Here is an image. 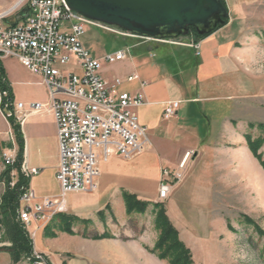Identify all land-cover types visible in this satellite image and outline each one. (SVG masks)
<instances>
[{"label": "crops", "instance_id": "obj_1", "mask_svg": "<svg viewBox=\"0 0 264 264\" xmlns=\"http://www.w3.org/2000/svg\"><path fill=\"white\" fill-rule=\"evenodd\" d=\"M179 37L174 39L182 44L127 38L125 46L94 56L102 61L100 73L108 83L113 85L120 79L119 91L144 95V104L135 111L139 122L148 128L151 146L130 159L112 147L99 151L98 190L67 194L68 209L60 212L62 217L78 219L73 234L59 232L51 237L35 225L30 231L38 241L34 248L44 253L50 264H166L150 252L155 237L147 228L130 239L128 222L132 215L127 212L125 194L149 204L165 202L181 238L191 247L198 238L203 248H209V238L214 240L213 231L219 222L210 213L213 185H225L228 171L247 175L248 183L257 185L256 160L247 150L212 145L218 132L232 125L226 118L236 101L253 95L256 89L242 23L230 18L199 40V50L189 45L196 39L194 34ZM118 51H125V59L105 61L106 55ZM37 76L48 102V88ZM11 87L14 102H21ZM170 101H179L180 107L165 119V106ZM21 125L23 163L38 168L37 174L28 177L27 186L35 192L36 201L59 196L58 130L51 109L30 113ZM187 152L191 156L182 170L183 178L175 182L172 175L180 171L179 164ZM236 167L238 172L234 173ZM164 168L171 173L167 178L171 191L160 199ZM94 235L105 236L98 239Z\"/></svg>", "mask_w": 264, "mask_h": 264}, {"label": "built area", "instance_id": "obj_2", "mask_svg": "<svg viewBox=\"0 0 264 264\" xmlns=\"http://www.w3.org/2000/svg\"><path fill=\"white\" fill-rule=\"evenodd\" d=\"M93 24L117 32L124 37H143L105 23L91 20L73 10L65 0H28L22 18L13 25L0 29V54L15 56L31 73L42 77L48 88L49 101L26 105L17 102L18 117L22 124L30 113L49 107L57 123L59 141V168L57 179L61 192L56 197L36 201L35 192L24 187L18 209L19 219L29 226L46 225V220L67 211L66 195L72 192L98 190L99 151L113 148L120 156L130 159L151 146L148 128L139 122L136 107L144 104L142 94L119 91L121 83L112 85L101 76L102 61L94 57L84 45L82 36L85 24ZM167 43L182 44L174 38H150ZM199 50V41L189 42ZM126 57L125 51L105 56V61L115 63ZM73 64L69 69L61 67ZM130 77L129 79H131ZM1 95V92H0ZM7 103L6 106H12ZM179 101L166 104L164 118L174 116ZM11 115V114H10ZM191 152H187L174 173L175 182L183 178ZM16 157L8 156L6 164L13 165ZM21 173L30 177L38 168L21 164ZM171 175L162 169L159 197L167 198ZM36 264H50L44 253L34 249Z\"/></svg>", "mask_w": 264, "mask_h": 264}, {"label": "rangeland", "instance_id": "obj_3", "mask_svg": "<svg viewBox=\"0 0 264 264\" xmlns=\"http://www.w3.org/2000/svg\"><path fill=\"white\" fill-rule=\"evenodd\" d=\"M226 2L229 11L228 20L233 18L236 22L242 23V38L245 40L244 45L250 51L249 70L253 74L256 89L253 95L236 101L234 110L226 118V121L232 122V125L230 124L228 130L222 128L212 145L234 151L247 150L256 160L257 185L249 184L247 175L231 174L232 171L225 173V185H213L210 213L218 217L219 222L213 231L216 236L214 240L209 238L210 247L206 249V246L202 247V242L200 243L198 238L193 239V247L189 246L171 221L165 202L158 203L164 206L180 241L189 249L190 264H264V0H226ZM27 4L28 0H0V29L18 22L25 14ZM127 38L133 37H124L117 32L89 23L85 24V33L82 36L85 46L93 56L125 46ZM183 39L178 40L183 41ZM2 60L8 79L21 102L27 106L32 103L47 102L46 92L39 83L37 75L31 73L15 56H5ZM73 66L70 64L61 68L69 69ZM1 98L0 95V102ZM44 109L45 107L42 110ZM19 116L16 102H13L12 109L11 106H6V110L0 107V178L8 165L7 157L17 155L16 134L9 120L10 117H15L19 122ZM236 169L234 173L238 172L237 167ZM10 177L11 185H14L19 177L18 171L13 170ZM0 180L1 202L6 190V180ZM146 203L147 206L143 207V211L130 213L132 215L128 222L130 239L140 235L142 228H147V233H152L155 237V244L150 252L162 262L171 264L168 258H160L158 251L155 250L161 234V230L156 226L158 208L155 206L156 203L149 204L147 201ZM59 216V213L54 215L45 226H41L46 230L47 236L56 237L59 232H68L67 227L73 231L78 222L73 216ZM1 218L0 214V264H15L10 253L5 249L11 245V242L7 239L6 227ZM18 220H20L19 214ZM21 224L28 231L35 249L34 244L38 246V241L36 237L32 238L30 231L36 229V224L32 223L29 229L22 222ZM68 233L73 234L74 231ZM18 263L33 264L26 257Z\"/></svg>", "mask_w": 264, "mask_h": 264}, {"label": "water", "instance_id": "obj_4", "mask_svg": "<svg viewBox=\"0 0 264 264\" xmlns=\"http://www.w3.org/2000/svg\"><path fill=\"white\" fill-rule=\"evenodd\" d=\"M91 19L143 37L177 38L209 34L226 24L229 11L221 0H65Z\"/></svg>", "mask_w": 264, "mask_h": 264}, {"label": "trees", "instance_id": "obj_5", "mask_svg": "<svg viewBox=\"0 0 264 264\" xmlns=\"http://www.w3.org/2000/svg\"><path fill=\"white\" fill-rule=\"evenodd\" d=\"M221 1L228 9L226 0ZM227 22L228 18L226 19V23ZM219 27L220 26L217 28ZM191 33L195 35V40L197 41L201 40V38L207 35L198 33L195 28H192ZM0 92L2 97L0 107L1 109L6 110V104H13L14 97L11 83L8 79L3 64L2 54H0ZM9 121L16 134L18 151L15 163L13 165H7L6 170L2 173L0 178L2 180H6V190L0 202V214L2 215L1 221L6 227L7 239L11 242V245L5 249L10 253L13 263L16 264L24 257L32 259L34 249L33 241L29 236L28 231L23 227L20 220H18L20 197L24 187L28 185V178L21 173V164L23 163L24 159V136L22 132V125L16 121L15 117H10ZM13 170L18 171L19 177L17 182H15L14 185H11L12 180L10 173ZM124 198L127 212L129 214L134 211H143V207L147 206L146 201H140L134 195L125 194ZM155 206L158 208L156 226L161 230V234L155 247V250L158 251L159 257L162 259L168 258L171 264H190V251L180 241L178 232L169 220L164 206L161 203H156ZM59 215V217H62L61 213H59ZM66 223L68 224V222ZM66 230L70 233H73L69 227H67ZM104 236L105 235H94V237L98 239L104 238Z\"/></svg>", "mask_w": 264, "mask_h": 264}, {"label": "bare ground", "instance_id": "obj_6", "mask_svg": "<svg viewBox=\"0 0 264 264\" xmlns=\"http://www.w3.org/2000/svg\"><path fill=\"white\" fill-rule=\"evenodd\" d=\"M160 199H163V198L160 197ZM30 260H31V263L33 262V264H36V256L34 255V253H33L32 259H30Z\"/></svg>", "mask_w": 264, "mask_h": 264}]
</instances>
